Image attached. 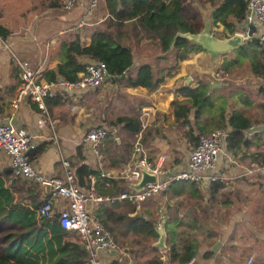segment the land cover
<instances>
[{
	"label": "trees",
	"instance_id": "obj_1",
	"mask_svg": "<svg viewBox=\"0 0 264 264\" xmlns=\"http://www.w3.org/2000/svg\"><path fill=\"white\" fill-rule=\"evenodd\" d=\"M61 5L58 2L54 4L58 7ZM104 7L109 15L103 24L92 23L83 27L90 38L87 44L81 41L79 33L62 41V58L55 69L44 72L47 80L57 77L69 81L76 80L86 63L80 58L87 56L104 61L110 77L125 73L126 85L155 90L164 82L166 76H172L176 72L181 60L188 58L191 52L203 50L185 38L176 37L177 32L195 33L202 27V18L194 8L185 5V0H104ZM246 7L247 0H221L212 11V24L221 23L224 29L232 34L235 26L244 21ZM127 29L134 33L142 29L156 47L153 52L154 63H141L133 75L129 73L133 66L132 48L120 40ZM9 34L10 30L0 23V35L5 39ZM225 36L228 34L219 35ZM232 54V57L222 60L218 71L237 76L243 70V63H246L244 71H250L255 77H264V47L256 37L246 39L244 45ZM162 60H166V64L159 67L158 63ZM194 82L196 83L188 86L180 84L174 87V98L171 99L170 105L177 130L183 129L187 142L195 145L200 136H208L212 131L224 129L226 136L223 148L226 151L234 157H248L257 165H263L264 145L260 144L264 143V139L258 143L257 138L263 136L264 131L248 139L245 130L255 122V116L248 112L249 106L255 102V95L262 94L264 97V91L261 88L251 91L244 82L237 84V95L240 103L247 107L245 110L234 106V101L228 102L233 94V86L221 88V93L213 98L214 88L209 82ZM179 95L184 98L178 99ZM58 97L59 95L45 98L48 110L50 102ZM34 105L37 108L35 103ZM258 106L264 109V101ZM117 123H123L122 128L127 138L117 142L111 132L107 131L101 140L103 147L101 144L98 146L99 151L108 156L109 160H114L116 167L131 159L132 152L129 150L132 141L142 130L138 115L118 116L109 122L110 125ZM45 145L46 142H43L30 148V160L42 152ZM252 145L254 149L251 150ZM81 146L70 158L80 186L88 188L93 176L98 195H116L128 190L122 180L102 176L100 171L83 162L85 156ZM37 182L16 175L12 166L6 168L3 173L0 172V264H85L86 252L78 243L67 241V233L70 230L60 225L57 215L47 218L39 214L38 208L48 198H38L35 190ZM222 187L223 184L219 180L210 182L204 190L194 181L173 179L161 194L166 196L167 201L175 199L177 206L179 198L182 197L208 201L215 198ZM149 198L152 200L153 195L139 203L127 199L103 200L96 205L93 216L111 232L120 247L133 255L136 264H165L161 258L164 254L178 264L188 262L198 248L195 237L197 232L206 233L207 227L202 226V221L199 222L193 213L185 217L176 212L177 207L176 210L170 211L171 204L167 202V247L160 251L151 243V240L157 239L158 234L153 226L156 222L152 216L153 211L147 207L150 201L144 202ZM128 237L130 239H127ZM107 264L123 263L111 259Z\"/></svg>",
	"mask_w": 264,
	"mask_h": 264
},
{
	"label": "crops",
	"instance_id": "obj_2",
	"mask_svg": "<svg viewBox=\"0 0 264 264\" xmlns=\"http://www.w3.org/2000/svg\"><path fill=\"white\" fill-rule=\"evenodd\" d=\"M90 1L76 0L74 6L67 10L62 6L63 0H0V23L10 30V34L5 38L10 45V50L0 47V119L6 121L8 117H11V121L15 125L25 128L30 134L31 148L46 142L43 151L31 158L36 171L42 177L46 179L62 177L67 168L73 169L72 171L75 174V167L70 158L75 155L76 149L82 145V153L85 156L84 160H82L83 162L100 171L102 176L122 180L121 182L128 189H131L128 186L130 182L117 176L125 163L116 167L114 160H109L108 156L99 151L98 146L101 144L100 146L103 147V141L99 142L95 151L90 142L85 139L86 132L97 126L95 123L105 126L118 142L127 138V134L122 128L123 123L110 125L109 122L114 121L118 116L133 114L138 115L142 122V117L146 115L145 110L149 108V111H152L150 112L152 117L147 121V127L142 123V130L135 135V138L138 135L142 136L140 139L143 146L145 143L146 148L156 153L153 157L156 160L158 155L163 153L162 148L176 150L187 143L185 135L177 130L173 122L172 106L170 105L171 99L174 98V87L180 84L183 86L186 76H191L188 85L195 84L196 82L194 81L196 80L206 81L210 84L212 81L219 83L216 86L211 84L214 88L212 92L213 98L221 93V88L233 86V94L228 102L234 101V106L245 110L247 107L240 103L235 87H237V84L244 82L247 89L256 91L260 89L258 86L259 77L253 76L250 71L246 72V76L241 82L237 79L228 81L229 74H226L224 78L216 76V72L223 73L218 71L219 64L234 51L211 59L208 53L201 50L191 52L188 58L181 60L176 72L172 76H166L164 82L160 83L155 90H148L143 86L132 87L126 85L124 81L126 74L123 77H120V75L109 76L100 86L108 89L113 85L120 86V82L123 81L126 87L119 88L125 90L132 101L133 99L136 100L137 93H140V96L145 98L144 92L147 91V97L151 98V93L159 92V97L156 101L153 100L152 102L150 99L147 102L143 99H138L136 102L133 101L131 105L133 108L129 109V111L105 112L103 111V99H96L94 107L96 113L92 116L93 108L91 105L89 108V104L91 103V92L96 90L95 88L89 90H63L52 95L53 98L59 95L58 98L50 102L48 107L52 121L46 122L41 126L37 124V120L42 113L28 97L23 98L15 113L11 115L12 108L10 103L17 93L20 80L19 67L13 61L12 53L27 59L33 68L39 72L40 77L46 80L44 72L55 69L62 58V41H66L79 33L81 41L87 44L90 38L86 35L83 27H88L92 23L103 24L108 16L107 9L104 7V0H97L99 11L89 15L88 21L79 25L78 20L81 17L83 18ZM56 2L62 5L59 7L54 6ZM220 2L221 0H185V5L196 10L199 17L202 18L203 27L206 18L212 24V11ZM241 27H244V21L235 26V28ZM214 28L221 30L220 35H229L221 23L212 24L211 29ZM129 30L127 29L122 34L120 40L132 48L133 66L130 68L129 73L133 75L137 66L141 63H154L153 52L156 47L150 42L149 37L143 33L142 29L135 33ZM213 34L215 35V32ZM173 43L171 48L174 45ZM227 54L230 55L226 56ZM158 64L159 67L165 65L166 60H162ZM110 82H113V84ZM100 86L97 88H100ZM116 89L118 90L114 86L112 90L116 91ZM69 96L73 99L80 98L79 103H75L72 100L73 104L68 106L67 98ZM177 97L178 99L184 98L182 95ZM254 97L255 102L249 106L250 110L248 112L255 116V122L245 130L248 139H252L254 134H260V131H264V109L258 106L260 102L264 101V97L262 94H257ZM107 100L109 98H106L104 102ZM163 100L164 102H162ZM115 105L118 104L116 103ZM104 122L108 126L103 124ZM169 132L170 134H168ZM132 139L133 137L130 140ZM263 139L264 134L257 138L258 143H261ZM190 145L191 147L194 146V144ZM263 145L264 143L260 144V146ZM250 149H254V145ZM223 150V155L219 157L216 167V171L223 175V179L219 180L222 182L223 187L215 198H210L208 201L205 200L208 209L210 204L222 207L220 211H222L223 215L215 221H211L217 215L214 214L211 219H208V214L206 216L200 215V208L191 210V213L196 211L194 215L199 219V222L200 220L202 221L203 224L201 223V225H205L208 229L206 233L197 232L195 236L198 241V248L192 257L191 264H264V164L259 166L248 157L241 159L234 157L225 149ZM129 151L132 152V145ZM175 165H178V162ZM185 165L186 162L182 161L181 167ZM10 166L9 156L5 152L0 151V172L3 173ZM74 176L78 184L76 175ZM37 183L35 190L38 193V198L40 200L45 199V197L48 198L50 191L43 187V183L39 181ZM91 183H95L93 176ZM91 183L88 188L79 184L78 186L87 191ZM209 184L199 185V187L205 190ZM221 192H223V198H219ZM206 196L208 195L206 194ZM164 198L166 200V196ZM167 202L166 200V205ZM200 202L201 200L199 199L198 205L203 206ZM58 203L63 204L64 201L60 199ZM98 203L90 200L88 204L89 213L92 216ZM203 207L206 209L205 206ZM209 210H212V207ZM67 241L76 242L81 248L82 243L75 231L70 230L67 233ZM119 248L120 251L117 253L121 255L123 264H136L133 255L129 251L124 250L120 246ZM83 250L86 252L84 246ZM110 255L111 253L108 252L102 253L104 264L111 260L109 258ZM161 258L165 264H178L175 260H170L168 255L164 254Z\"/></svg>",
	"mask_w": 264,
	"mask_h": 264
},
{
	"label": "built area",
	"instance_id": "obj_3",
	"mask_svg": "<svg viewBox=\"0 0 264 264\" xmlns=\"http://www.w3.org/2000/svg\"><path fill=\"white\" fill-rule=\"evenodd\" d=\"M76 0H63V8L71 9ZM97 0H91L79 25L88 21V17ZM109 15V14H108ZM239 32L246 39L256 37L264 47V0H247L244 18V27L235 28L232 32ZM230 35V33H229ZM0 47L10 50V45L0 35ZM13 61L19 67V87L16 95L11 100V115L15 113L24 97H28L36 105L41 117L38 118L39 126L52 121L45 104V98L59 91L89 90L99 87L108 79L107 65L102 60H92L84 64V70L80 72L76 80L69 81L62 77L45 80L27 59H23L12 53ZM216 76L224 78L225 73L216 72ZM259 87L264 91V77L258 79ZM8 117L6 121L0 119V151L5 152L10 158V164L14 173L28 179H34L41 183H49L51 190L48 199L38 208L39 214L47 218L57 215L60 225L68 230H73L79 235V240L86 250L85 264H104L102 253H111L109 258L122 261L119 245L114 240L111 232L94 218L88 209L90 200L113 201L127 199L139 203L150 195H155L167 187L173 179H188L199 185L208 184L214 180H222L223 175L216 171L220 152H224L223 141L226 136L224 129L212 131L210 135L203 136L198 143L188 150L186 165L180 170L167 173L163 167L165 155H158L157 159L150 158L145 152L140 137L133 141L132 157L119 171L117 176L127 182H138L142 176V170L155 175V182L146 184L143 189L136 191L128 189L116 195H98L94 184L84 191L76 183L73 169L67 168L62 177L46 179L38 174L31 162L28 150L31 148V138L28 131L15 125ZM107 128L97 125L86 132L87 139L96 151L99 142L106 135ZM68 164V161H67ZM62 199L64 203L58 201ZM193 258L184 264H191Z\"/></svg>",
	"mask_w": 264,
	"mask_h": 264
},
{
	"label": "rangeland",
	"instance_id": "obj_4",
	"mask_svg": "<svg viewBox=\"0 0 264 264\" xmlns=\"http://www.w3.org/2000/svg\"><path fill=\"white\" fill-rule=\"evenodd\" d=\"M95 11H96V13L99 11L98 1L94 5V7H93L90 15H92ZM212 30H213V32H215V35L216 36H219L220 35V31H221L220 29L214 28ZM230 54H227L226 56L230 55L228 57H232L233 54L232 53H230ZM80 59L82 61H84V62H89V61H92L93 60V59L88 58V57H85V56L82 57V58H80ZM245 66H246V63H243V66H242L243 67V70L239 73V75L234 76L233 73H231L232 75L229 74L228 75V81H230L232 79H237L239 82H241L245 78V76H246V71H244L245 70L244 69ZM110 83L113 84V82H110ZM120 83H121L120 86L119 85H113V86H111L108 89H104V87L100 86V88H96V90H93L91 92L92 95H91V100H90L91 103L89 104V108H90V105L93 108V110H92V116H93L94 113H96L95 110H94V107L96 105V99H99V100L103 99V104H104L103 111H105V112L107 111L108 113H111L113 111L119 112L120 110H128L129 111V109L133 108L131 106L132 105V102L133 101L136 102L138 99H140V100L143 99L146 102L152 100V102H153V100L156 101V99L159 97V92H154V93H151L152 97L151 98H148L147 97L148 92L146 91V92H144V94H145L144 97L145 98H143L142 96H140V93L139 94L137 93L136 94L137 95L136 96L137 97L136 100L133 99V101H132L131 98H129V96L126 94L125 90H121L119 88V87H121V88L123 87L124 88V87H126V85L124 84L123 81L120 82ZM114 86L117 87L118 90L117 89H116V91L115 90H112L114 88ZM106 98L107 99L109 98V100H107L106 102H104L106 100ZM79 99L80 98H74L73 99L71 96H69L67 98L68 106H70L71 104H73V101L75 103L76 102L79 103ZM164 100L162 102H164ZM116 103L119 106L118 105H115ZM145 107H147V106L145 105ZM145 112H146V115H145V117H142V123L145 125V127H147V121L149 120V118L152 117V116H150V114H151L150 112H152V111L151 110L149 111V108H148L147 110H145ZM143 113H144V110H143ZM93 124H94V121H93ZM103 124H106V123L104 122ZM95 125H99V124H96L95 123ZM106 126H108V124H106ZM179 132H182V130H179ZM168 134H170V132ZM173 135H175V133H173ZM201 137H203V136H200L199 139ZM135 139H133V140H135ZM199 139H198V141H199ZM190 144H191L190 142H187L185 144V146H182L181 148H178L176 150H173L171 148H170L171 150L170 149H167V148H164V149L162 148V150H163L162 151L163 152L162 154L165 155V162L163 164V167H164V169L166 170L167 173H172L175 170H180L183 167H185V166H182L181 167V163H182V161L183 162H186V160H187L186 153L188 154V150L191 148V145ZM146 147H145V143H144L145 152L149 155L150 158H153L156 155V153H154L153 150H149ZM222 155H223V153L220 152L219 157L222 156ZM176 162H178V165H175ZM157 193L158 194L153 195V199L152 200H151V198H149V199L145 200L144 202L150 201V204H148L147 207H149L153 211L152 216L155 219L156 223H159L160 220L164 217L165 212L167 211V209H166V200H165L164 196L162 194H159V192H157ZM220 197L223 198V192H221V194H219V198ZM200 200H201L200 204L203 205V206H205L206 209L203 206H199L198 205L199 199H195V198H191V197L190 198L189 197L188 198L187 197L179 198V202H178L177 206H176V203L174 202L175 199H173L171 201H168V202L171 204L170 205V211L176 210L175 207H177V211L176 212L180 216L183 215V216L186 217L187 215H192L191 210L193 208H200V215L201 216L202 215L206 216V214H208V219H211L214 216V214L217 215L214 218H212L211 221H215L217 218L222 217L223 214H222V211H220V210H222V207H220V206L217 207V206H214V205H211L210 204L209 209L212 207V210H209L207 208L206 201L204 199H203V201H202V199H200ZM194 213H196V211L193 212V214ZM127 239H130V237H128ZM151 243H153L152 240H151ZM160 251H163V250H160Z\"/></svg>",
	"mask_w": 264,
	"mask_h": 264
},
{
	"label": "water",
	"instance_id": "obj_5",
	"mask_svg": "<svg viewBox=\"0 0 264 264\" xmlns=\"http://www.w3.org/2000/svg\"><path fill=\"white\" fill-rule=\"evenodd\" d=\"M176 37H181L189 40L190 42L199 45L206 53H208L211 59H214L221 54H226L231 51H235L242 47L246 41V37L239 32H234L225 37H218L213 34L211 29V24L208 18H206L203 27L195 33L191 32H177ZM174 44V43H173ZM125 73H122L120 77H123ZM191 80V76H186L183 81V86H187ZM212 86H216L219 83L212 81ZM155 175L147 173L142 170V176L138 182H130L128 186L136 191H140L148 183L155 182ZM43 187L48 191L51 190V185L49 183H43ZM165 218L166 215L160 220L159 223L154 222L153 226L158 234L156 240L153 241L152 245L160 250H164L167 246L166 244V230H165ZM83 249V245H81Z\"/></svg>",
	"mask_w": 264,
	"mask_h": 264
}]
</instances>
